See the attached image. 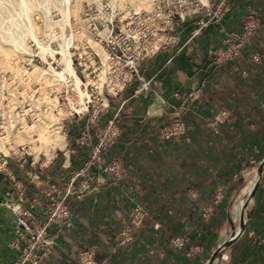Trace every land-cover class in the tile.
<instances>
[{
    "label": "crops",
    "instance_id": "0c3cea01",
    "mask_svg": "<svg viewBox=\"0 0 264 264\" xmlns=\"http://www.w3.org/2000/svg\"><path fill=\"white\" fill-rule=\"evenodd\" d=\"M247 7L260 18V27L238 58L218 62L214 52L228 33L240 30ZM192 29L191 22L183 23L177 45L142 64L145 77L156 82L154 93L133 98L131 89L124 92L131 110L117 121L119 135L105 158L121 159L134 187L132 198L127 187L104 178L81 199L70 200V219L64 228L52 229L55 245L42 264H80L79 254L87 249L96 253L91 264H205L228 238L239 212L229 209L244 182L240 171L264 157V0H229L218 24L194 37ZM252 53L259 54L260 64L250 60ZM220 111L228 118L213 132L207 122ZM178 118L187 127V140H161L158 129ZM65 148L58 161L38 172L41 179L46 176L43 187H25L27 200L50 188L62 195L59 179L71 175L85 154L70 141ZM54 171L55 180L47 175ZM12 188L0 186V264L15 259L9 248L15 216L5 206L14 201ZM218 190L222 198L207 212ZM135 203L145 210L143 227L131 243L119 246L114 234L127 224L125 209ZM175 237L184 240L182 247L171 243ZM190 246L201 252L188 257ZM226 255L223 264H264V174L245 232Z\"/></svg>",
    "mask_w": 264,
    "mask_h": 264
},
{
    "label": "rangeland",
    "instance_id": "374dc122",
    "mask_svg": "<svg viewBox=\"0 0 264 264\" xmlns=\"http://www.w3.org/2000/svg\"><path fill=\"white\" fill-rule=\"evenodd\" d=\"M150 2L152 1L0 0V153L7 156L6 165L0 168L1 187H14L17 182L24 187H43L46 176L43 175L41 179L38 175L39 165L44 169L47 162L55 159L53 157L56 153L58 156L54 161H58L66 150L67 141L83 150L85 159L90 147H80V141L83 138L89 144L96 141L97 129L99 136V133L106 131L107 122L114 119L117 133L104 153L108 152L119 135L117 121L123 112L131 110L124 92L131 89L133 98L154 93L156 82L145 77L142 64L160 52L171 51L177 45L179 26L191 22L192 36L193 31L198 28L196 23L202 19V14H195L184 20L176 19L173 34L177 39L173 43L164 44L155 54L138 55L139 50L134 52L133 49L140 46L146 26L150 27L147 20L150 16L145 14ZM109 20L113 25L110 38L108 33H104ZM99 41L102 44L110 41V48H113L117 58L108 67L104 51L98 45ZM66 47L68 53L63 50ZM127 47H131V52L126 51ZM68 60L71 73L65 69ZM143 84H146V89L136 93ZM224 112L216 113L207 122L208 128L213 132L219 131L220 124L214 129L210 127V123ZM177 122L183 124L184 130L173 135L167 142L180 137L187 140V127L179 118L158 129L161 140V129ZM56 137L61 139L60 144L53 142ZM24 151L32 156L25 155V167L19 168L18 153ZM73 152L77 153L75 150ZM33 156L37 163L35 168L29 165ZM110 158L120 160V167L126 173L125 180L113 184L127 187L126 196L132 198L134 187H129L132 185L123 162L117 157ZM258 164L254 161L240 171L244 182L240 194L231 201L230 213L232 208H236L246 198L254 183V172ZM56 165L60 164H55L54 167ZM34 174L39 176L38 179H33ZM47 175L56 179L51 172ZM70 176L59 179L63 186ZM194 193H190L191 198L195 196ZM143 211L144 218L139 227L130 225L127 215V242L122 244L117 239L121 229L115 232L114 240L119 246L127 245L135 239L136 233L144 224V208ZM238 213L233 218V225L237 222Z\"/></svg>",
    "mask_w": 264,
    "mask_h": 264
},
{
    "label": "built area",
    "instance_id": "2783aa9c",
    "mask_svg": "<svg viewBox=\"0 0 264 264\" xmlns=\"http://www.w3.org/2000/svg\"><path fill=\"white\" fill-rule=\"evenodd\" d=\"M148 4V11L145 14L149 17L147 20L150 22V27L146 26L142 34V42L139 47H134V52L139 50L138 55L141 53L144 56L155 54L160 48L168 42H174L177 38L174 36L175 20H184L195 14H202V19L192 33V37L198 35L200 29L207 28L212 24H218L222 16L229 9V0H151ZM106 8V7H105ZM261 20L258 16L252 13L250 7L245 9L242 19L241 28L238 32H230L223 41V46L218 48L214 53L218 62L238 58L242 50L249 46L253 35L260 27ZM113 32L112 21H107L104 33L111 37ZM103 33V34H104ZM111 42L107 41L102 44L99 41L98 45L104 52L107 67L112 63L115 58L113 48H110ZM164 45V46H165ZM131 52V47L126 49ZM132 56L129 55V60ZM250 60L253 63L260 64L261 58L259 54L252 53ZM129 62V61H128ZM132 62V61H131ZM130 62V64H131ZM142 80V79H140ZM146 84L139 88L136 93L146 89ZM227 118V113H222L217 116L211 123V128H216L222 124ZM92 122V121H91ZM106 131L95 133L96 141L89 144L86 139L80 141V147H90L85 159L79 164L76 170L71 174L68 181L62 188V195H55L53 188L43 191L35 192L31 197H28L24 185L20 182L15 183L13 189L15 197L13 203L5 204V206L15 216L13 225L12 237L9 242V248L15 253V259L8 264H42L43 259L47 258L55 245L52 236V229L64 228L70 219V200L81 199L86 194L90 193L98 187L106 178L112 183L123 181L126 178V173L120 167V160L116 158L106 159L104 152L109 147V143L117 133L116 124L114 119L107 122ZM184 130L183 124L177 122L171 127H163L160 131L162 139L168 141L173 135H178ZM102 137V138H101ZM98 140V142H97ZM97 142V143H96ZM23 150V148H22ZM12 154H16L13 152ZM1 155V153H0ZM32 156L29 153L19 152L20 158L19 168L25 167V157ZM57 153L53 158H57ZM35 156L29 161V165L35 168ZM7 156H0V168L6 165ZM254 161H251L252 163ZM39 168L42 167L39 165ZM36 174L33 179H38ZM123 177L122 179H120ZM14 181V177L11 178ZM53 187V186H52ZM221 191L214 194L213 200L209 204L207 212L210 211L213 204L219 202L222 198ZM27 201V202H26ZM126 215L130 225L139 227L144 218V211L141 205L133 204L127 208ZM121 232L117 236L124 244L127 242V224H123L120 228ZM131 236V235H130ZM171 243L175 247H182L184 240L181 237H175ZM201 252L200 247L190 246L187 248V256L192 257ZM96 253L93 249H87L79 254L80 264H91L95 260Z\"/></svg>",
    "mask_w": 264,
    "mask_h": 264
},
{
    "label": "water",
    "instance_id": "95a60500",
    "mask_svg": "<svg viewBox=\"0 0 264 264\" xmlns=\"http://www.w3.org/2000/svg\"><path fill=\"white\" fill-rule=\"evenodd\" d=\"M264 174V157L258 164L254 172V183L249 189L246 198L240 202L239 213L237 222L235 225L231 223V232L228 238L221 243L214 251L210 254L205 264H223L226 261V252L241 238L245 232L246 224L249 218V206L253 203L256 192L260 186L262 177Z\"/></svg>",
    "mask_w": 264,
    "mask_h": 264
},
{
    "label": "bare ground",
    "instance_id": "6f19581e",
    "mask_svg": "<svg viewBox=\"0 0 264 264\" xmlns=\"http://www.w3.org/2000/svg\"><path fill=\"white\" fill-rule=\"evenodd\" d=\"M20 2H22V1H20ZM22 4H23V3H22ZM23 5H24V4H23ZM66 16H67V15H66ZM65 19H66V18H65ZM30 33H31V32H30ZM30 33H29V34H30ZM66 46H67V45H66ZM63 47H64V46H63ZM66 49H67V47H66L65 49L63 48V50H65V52H66ZM62 53H64V51H62ZM66 53H68V52H66ZM64 54H65V53H64ZM66 55H67V54H66ZM66 55H65V56H66ZM68 55H69V54H68ZM65 56H63V57H65ZM66 59H67V58H66ZM65 62H66V61H65ZM69 64H70V61L68 60L67 63H65V66H66L65 69H67L68 72L71 71V68H70ZM70 73H71V72H70ZM57 135H58V134H57ZM62 140H63V139H62ZM56 141H57L58 144L61 143V139L58 138V137H56L55 140H54L53 142H56ZM55 144H56V143H55ZM52 145H53V144H52ZM54 146H55V145H54ZM54 146H53V147H54ZM59 146H60V145H59ZM60 147H61V146H60ZM241 202H242V201H241ZM240 204H241V203H239V204L237 205L236 208H239ZM234 210H235V209H234ZM235 214H236V213H235Z\"/></svg>",
    "mask_w": 264,
    "mask_h": 264
},
{
    "label": "trees",
    "instance_id": "16d2710c",
    "mask_svg": "<svg viewBox=\"0 0 264 264\" xmlns=\"http://www.w3.org/2000/svg\"><path fill=\"white\" fill-rule=\"evenodd\" d=\"M76 152H78V154H79V151H76ZM79 156V155H78ZM59 160V159H58ZM74 160V159H73ZM52 175H54V178H57L58 176H57V172L56 171H54L53 173H52Z\"/></svg>",
    "mask_w": 264,
    "mask_h": 264
}]
</instances>
